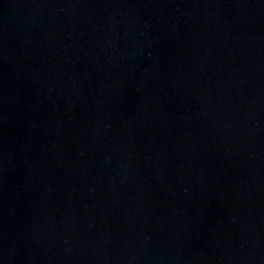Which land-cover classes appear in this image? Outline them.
<instances>
[{
    "label": "water",
    "instance_id": "1",
    "mask_svg": "<svg viewBox=\"0 0 264 264\" xmlns=\"http://www.w3.org/2000/svg\"><path fill=\"white\" fill-rule=\"evenodd\" d=\"M0 264H264V0H0Z\"/></svg>",
    "mask_w": 264,
    "mask_h": 264
}]
</instances>
